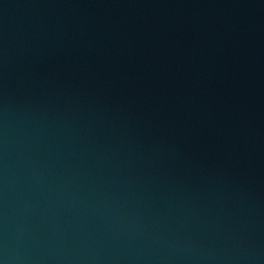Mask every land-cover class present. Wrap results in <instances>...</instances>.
<instances>
[{
  "label": "water",
  "instance_id": "water-1",
  "mask_svg": "<svg viewBox=\"0 0 264 264\" xmlns=\"http://www.w3.org/2000/svg\"><path fill=\"white\" fill-rule=\"evenodd\" d=\"M0 264H264V0H0Z\"/></svg>",
  "mask_w": 264,
  "mask_h": 264
}]
</instances>
